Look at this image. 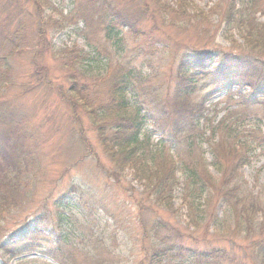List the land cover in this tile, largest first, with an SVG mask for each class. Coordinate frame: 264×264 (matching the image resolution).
Instances as JSON below:
<instances>
[{
  "label": "trees",
  "instance_id": "16d2710c",
  "mask_svg": "<svg viewBox=\"0 0 264 264\" xmlns=\"http://www.w3.org/2000/svg\"><path fill=\"white\" fill-rule=\"evenodd\" d=\"M174 2V7L161 4L158 9L141 5L129 14L109 0H92L89 8L92 18L103 39L116 48L120 60L113 63L108 58H98L96 47L90 43L87 51L75 47L60 51L71 54L68 101L73 106L79 103L87 108L96 139L113 167L112 171L102 166L103 169L114 182L121 181L130 172L141 187L135 193L134 186L131 191L127 190L134 212L124 220L121 211H112L114 223L102 221L99 225L103 229L99 226L97 229L103 233L114 225V229L118 226L123 230L126 226L121 221L136 225L140 242L136 252L139 257L134 264H264V196L247 189L236 171L250 162L254 142L257 147L264 145V136L260 137L262 143L255 141L257 137L254 141L244 139L242 128L245 126L240 121L243 117L232 119L236 111L228 112L214 124L203 101L192 98L198 91L200 76L207 74L203 71L206 68L215 80V87L242 95L240 104L264 97V22L253 18L256 12L264 16V0H226V4L215 2L207 9L188 0ZM86 8L80 7L81 14L86 13ZM157 12L163 28L191 27L203 33L207 26L217 23L216 27L223 26L224 31L236 29L243 42L229 50L181 43L173 51L168 43L158 48L154 32L162 27L153 16ZM147 16L153 20L150 27L145 23ZM82 18L88 21V17ZM87 33L80 31L86 39ZM125 34L136 44L130 56L123 53ZM167 41L170 43V35ZM163 57L169 63L167 71L160 73L153 62ZM89 82L94 85L88 87ZM6 112L0 110V118ZM78 118L75 114L74 119ZM149 125L151 129L147 131ZM0 129V171L16 172L23 154L16 146V139L10 137L14 130H4L2 126ZM153 132L161 135L154 144L150 141ZM214 137L216 142L212 140ZM204 142L212 154L210 165L218 178L208 172ZM166 143L174 146V152H167ZM180 187L181 202L192 231H187L188 226L182 230L155 207L171 208L174 193ZM71 191L77 193L78 188ZM82 193L90 194L84 188ZM218 202L223 218L233 221L234 238L243 244L240 256L232 255L222 246L228 236L219 237L216 246L212 244L215 237L211 236L212 239L207 229L204 235H197L202 224L218 225L219 219L213 210ZM62 216L57 219L63 220ZM42 218L38 216L35 224L27 220L5 234L4 239L0 229V250L10 240L39 234ZM63 234L60 231L56 236L60 252L80 251L89 261L97 259L99 264L107 262L99 253L110 255L109 245L116 240L110 236L112 243L108 245L105 237L92 235L79 248L73 244L67 246L68 238ZM51 258L58 264H67L56 255L51 254Z\"/></svg>",
  "mask_w": 264,
  "mask_h": 264
},
{
  "label": "rangeland",
  "instance_id": "374dc122",
  "mask_svg": "<svg viewBox=\"0 0 264 264\" xmlns=\"http://www.w3.org/2000/svg\"><path fill=\"white\" fill-rule=\"evenodd\" d=\"M91 1L0 0V110L8 113L0 118V128L14 130L10 137L16 139V146L23 154L18 165L20 170L0 171V199L4 196L0 201L1 235L4 239L5 234L22 226L27 220L35 224L34 220L38 216L43 217L39 234H28L27 237L3 244L5 248L0 250V264H58L51 254L65 259L67 264H99L97 259L89 261L80 251L65 249L60 252L61 245L56 237L60 231L68 238L67 246L73 244L80 248L92 235L105 237L108 245L113 242L109 245L110 255L102 251L99 253L104 256L102 259L107 260L106 264H134L138 260L136 252L140 239L136 225L121 221L126 226L122 227L123 230H119L118 226L114 229L112 225L102 233L100 229L103 226L99 224L102 221L114 223L111 215L115 210L121 211L125 220L135 210L127 190L131 191V186H134L135 193L141 187L130 172H126V177L116 182L107 175L106 170L112 171L113 167L96 139L87 108L79 103L73 106L68 101L71 54H61L60 51L74 47L87 51L90 43L96 47L98 58H108L113 63L120 60L116 48L103 39L95 18H92L89 10ZM109 1L129 14L141 5L149 9H158L161 4L175 6L174 0ZM188 1L203 9L215 2L226 4V0ZM82 6L87 7L85 14H81ZM83 16L88 17L87 22ZM153 16L156 21L158 19L157 25L162 27L154 32L157 40L155 46L158 48L168 43L173 51L175 45L181 43L211 49L219 46L229 50L243 42L236 29L224 31L223 26L216 27L217 23L207 26L202 33L191 27L184 30L163 28L160 14L157 12ZM253 18L264 22L260 12H256ZM145 19L147 27H150L152 18L147 16ZM81 29L85 33L88 31L87 39L80 35ZM167 35L171 36L170 43ZM234 42L237 45H233ZM124 46L123 53L130 56L131 48L136 44L128 34H125ZM159 60L154 61L153 66L159 72H166L169 62H166V57ZM203 71L209 73L207 68ZM207 74L200 76L198 91L192 98L203 101L214 124L228 112L236 111L232 119L243 117V120L240 119L242 127L245 126L242 128L243 138L254 141L257 137L255 141L262 143L264 97L258 102L240 104L241 94L215 87L213 76ZM163 76L159 77L160 81ZM92 85L91 82L87 84L88 87ZM74 113L78 119H74ZM150 129L149 125L147 131ZM80 130L83 133L81 136ZM160 137L158 132H153L151 143H157ZM212 140L216 142L217 138ZM253 145L255 148L250 153V162L236 171L247 189L253 194L264 196V145L257 147L255 142ZM165 147L167 152H174L173 145L166 143ZM203 148L207 150L205 160L208 172L218 178V173L210 165L212 154L205 142ZM75 187L78 188L77 193L71 191ZM83 188L90 194L84 195ZM182 192L181 187L175 191L171 208L155 207L164 218L170 219L182 230L188 226L187 231H192L188 225L186 208L181 202ZM213 210L219 219L218 225L209 224L206 227L202 224L197 235H204L207 229L209 236L215 237L211 238L214 239L212 244L216 246L219 245V237L228 236L222 246L232 255L240 256L243 244L239 238H234L233 221L223 218L221 203L215 204ZM59 215H63L64 219L58 220ZM110 236L116 240L110 243Z\"/></svg>",
  "mask_w": 264,
  "mask_h": 264
}]
</instances>
